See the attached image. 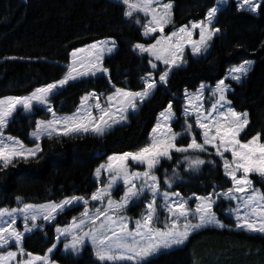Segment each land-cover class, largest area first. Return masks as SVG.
Wrapping results in <instances>:
<instances>
[{
  "label": "snow or ice",
  "instance_id": "obj_1",
  "mask_svg": "<svg viewBox=\"0 0 264 264\" xmlns=\"http://www.w3.org/2000/svg\"><path fill=\"white\" fill-rule=\"evenodd\" d=\"M120 2L125 7L123 15L141 26L145 38L154 40L135 43L133 51L141 57L146 54L152 70H158V64L165 66L159 70V81L149 72L141 78L143 91H129L113 85L115 91L107 96L104 104L95 91L87 93L81 97L80 106L72 115H59L52 99L72 82L94 78L98 74L108 75L109 69L103 66V61L116 44L114 40H99L87 48L72 51L63 78L36 87L28 95L0 98V170L20 161L28 163L37 159L44 151L41 141L45 138L60 141L86 135L104 137L116 126H123L130 114L138 112L140 105L151 97L157 83L166 85L170 73L187 63L186 48H190L193 57H201L209 50L214 37L221 31L215 27L217 14L230 0H216V6L207 11L204 19L174 29L170 34H165L164 29L173 23L171 0ZM236 3L239 10L250 14L264 12V0H236ZM137 14H142L144 20ZM196 30L198 39L193 38ZM157 33H160L158 37ZM252 63L245 60L230 68L228 75L214 88L202 83L193 93L186 89L184 131L181 133L174 132L171 126L176 117L170 102L160 112L145 146L108 156L106 163L95 169L97 188L90 198L72 195L59 202L34 204L17 197V207L0 208V264H53L49 254L61 238L65 241V253L73 255H79L85 244H90L98 264H151L163 252L185 245L193 233L206 228H226L214 211L220 201L229 202L227 211L234 219L236 230L264 236V191L256 188L251 179L255 175L264 181V138L257 133L244 140L242 133L247 135L249 113L238 112L231 106L228 93L232 88L226 83L230 80L242 84ZM206 93L210 107H205ZM36 109L46 111L51 118L35 120V128L30 134L33 146L5 134L18 112L30 118ZM93 109L98 115L93 114ZM190 118L194 119V124ZM185 136L191 137L190 142L186 146L180 145L179 140ZM198 137L202 142H198ZM174 153L180 154L182 159L176 160L170 175L167 168L163 169L166 188L162 189L157 172L163 161L173 160ZM205 153L220 159L223 174L231 187L220 190L213 186L206 195L194 193L189 198L179 191H170L178 180H182L178 171L181 164L189 173H199L205 164L216 166L215 160L202 158ZM226 154H230V158ZM132 165L142 166L143 170H134ZM102 174L106 175V180L101 179ZM121 190L120 198L114 199V191ZM79 206L83 211L73 217L71 223L55 227L56 243L47 249L48 254L34 255L25 250L26 234L44 228L38 221L52 223L59 215ZM130 207L143 208L139 218L133 220L127 215ZM18 218L23 221L22 231L18 230ZM10 245L16 250H8Z\"/></svg>",
  "mask_w": 264,
  "mask_h": 264
},
{
  "label": "trees",
  "instance_id": "obj_2",
  "mask_svg": "<svg viewBox=\"0 0 264 264\" xmlns=\"http://www.w3.org/2000/svg\"><path fill=\"white\" fill-rule=\"evenodd\" d=\"M171 2L173 23L165 29V34L189 20H202L216 0ZM124 11L125 7L114 0H0V60L6 59L0 64V98L28 95L36 87L58 81L66 71L64 65L68 64L73 49L104 38L113 39L117 45L116 51L103 61V66L109 69L108 75L70 83L52 99L54 109L58 114L71 113L80 97L93 91L109 95L115 90L113 85L142 91L141 78L149 72L157 78L162 69L158 65V70H152L147 56L141 57L133 51L135 43L147 41L141 35V26L126 18ZM140 18L144 20L143 16ZM215 27L221 31L209 50L201 57L187 59L184 67L170 73L168 83L157 86L138 112L129 117L128 124L115 127L104 137L86 135L60 141L45 138L41 141L44 151L37 159L28 163L20 161L0 170V208L17 207V197L34 204L72 195L89 198L97 188L92 174L108 156L145 146L156 115L170 102L177 117L172 128L183 126L182 93L186 89L192 92L203 82L215 85L229 67L245 60L253 62L251 70L242 84L229 82L232 91L228 99L236 111L249 113L247 135L242 133L244 140L257 133L264 138V12L250 14L229 2L218 12ZM48 117L41 109H36L30 118L18 112L5 134L30 146L29 133L35 127V120ZM188 142L185 137L179 140L183 146ZM178 158L182 159L174 153L172 161L162 162L157 172L162 189L166 188L163 169L167 168L170 175ZM202 158L215 160L216 166L205 164L199 173H189L181 164L178 171L182 180L170 191H179L187 198L194 193L206 195L213 186L220 190L231 187L221 173L218 160L207 153ZM253 182L264 191V181ZM228 207L227 201H220L214 207L226 228H206L193 233L184 246L160 254L151 264H264V236L236 230L235 222L225 213ZM82 208L66 211L53 224H45L42 231L26 235L25 250L44 255L55 243L57 224H68ZM138 209L130 207L127 213ZM50 258L57 264H98L87 245L79 255H73L63 254L58 244Z\"/></svg>",
  "mask_w": 264,
  "mask_h": 264
},
{
  "label": "rangeland",
  "instance_id": "obj_3",
  "mask_svg": "<svg viewBox=\"0 0 264 264\" xmlns=\"http://www.w3.org/2000/svg\"><path fill=\"white\" fill-rule=\"evenodd\" d=\"M114 1H116L117 2V0H114ZM163 2H168V0H163ZM230 2L234 5V6H236V8L238 9V7H237V3H236V0H230ZM214 6H216V3L212 6V7H214ZM223 7V6H222ZM173 14V13H172ZM140 16H142V14H139ZM173 16V15H172ZM206 17V15L204 16V18ZM203 18V19H204ZM192 22H198V21H193V20H189V22H187L185 25H189L190 26V24L192 23ZM185 25H183V26H185ZM171 26V24H169L168 26H166L165 27V29L166 28H168V27H170ZM179 27H181V26H178L177 28H172V29H170L168 32H166V34H170L171 33V31H173L174 29H178ZM164 29V30H165ZM157 37L160 35V33H157V34H155ZM142 37H144L143 35H142ZM193 38L194 39H198V30H196V32L194 33V36H193ZM144 39L147 41V42H145V43H149V42H154V40L153 39H150V38H145L144 37ZM101 40H113V39H111V38H104V39H101ZM115 44H116V42H115ZM87 46L88 45H85V47H81V48H87ZM109 47H111V44H109ZM80 48V47H79ZM79 48H77V49H79ZM116 49H117V45H116V47L113 49V51H112V53L111 54H113L115 51H116ZM74 50H76V49H74ZM73 50V51H74ZM111 54H106L105 55V58H108V56H110ZM146 55V54H145ZM147 56V55H146ZM185 57H186V59H191V58H195V57H193L192 55H191V50H190V48H186L185 49ZM2 60H0V62H1ZM70 61H71V57H70ZM250 61V60H249ZM70 63V62H69ZM241 64V63H240ZM159 65V67L161 68V69H163L165 66L164 65H162V64H158ZM186 65V64H185ZM184 65V66H185ZM239 65V64H238ZM238 65H234V66H238ZM163 68H162V67ZM234 66H231V67H229L228 68V70L230 69V68H232V67H234ZM99 75H101V74H98V76ZM147 75V74H146ZM145 75V76H146ZM228 75V71L226 72V74H225V76L223 77V78H225L226 76ZM97 76V77H98ZM153 78L158 82L159 81V77H157V78H155L154 76H153ZM222 78V79H223ZM229 82H233V81H230V80H226V83H229ZM52 83V82H51ZM235 83V82H234ZM202 84V83H201ZM200 84V85H201ZM203 84H205V85H207V86H209V87H215V85H216V83H215V85L214 86H210L208 83H206V82H203ZM230 84V83H229ZM157 85H160L159 83H157ZM199 85V86H200ZM199 86L195 89V90H193L192 92H189V93H193V92H195L198 88H199ZM115 91V90H114ZM114 91H112L109 95H111V94H113L114 93ZM90 93V92H89ZM30 94V93H29ZM183 94V96L181 97V101H182V108H181V113H180V118H182L183 120H184V117H183V106H184V93H182ZM98 95L101 97V103L102 104H104V102L106 101V98H107V96L108 95H102V94H99L98 93ZM84 96V95H83ZM82 96V97H83ZM205 96H206V99H205V107H210V101L207 99V97H208V93H206L205 94ZM5 97H8V96H5ZM5 97H3V98H5ZM80 101H81V97H80V99H79V102L77 103V105L75 106V109H74V111L73 112H71V113H64V114H59V115H72L75 111H76V109L80 106ZM90 103H95V101H90ZM46 112V111H45ZM47 113V112H46ZM48 115H49V117L47 118V119H50L51 118V116H50V114L49 113H47ZM93 114L94 115H98V113L96 112V110L95 109H93ZM131 115V114H130ZM175 117H176V115H175ZM176 120H177V117L175 118ZM176 120H174V121H176ZM128 121L129 120H127L126 122H125V124L126 123H128ZM173 121V122H174ZM156 122H157V120H156ZM184 122V121H183ZM190 122H192L193 124H194V119H191L190 118ZM156 124V123H155ZM155 124H154V126H155ZM153 126V127H154ZM116 127H118V126H116ZM152 127V128H153ZM35 128V127H34ZM34 130V129H33ZM32 130V131H33ZM31 131V132H32ZM173 131L174 132H177V133H181V132H183L184 131V129H183V126H182V124L180 125V127L179 128H177L176 127V129H173ZM195 131L198 133L199 132V129H195ZM31 132H30V134H31ZM29 134V135H30ZM151 134V133H150ZM150 136V135H149ZM185 138H187V140L190 142V139H191V137H187V136H185ZM30 140L32 141V144H30V146L29 147H31V146H33L34 145V141H33V139H32V137H31V135H30ZM188 142V143H189ZM198 142H202L200 139H199V137H198ZM210 151H213L214 152V150H210ZM206 154V153H205ZM226 156H228L229 158H230V154H226ZM215 157V156H214ZM217 160H218V163H220V168H221V173H222V175H224L223 174V166H222V162L220 161V159L218 158V157H215ZM107 161V160H106ZM106 161L104 162V163H106ZM104 163H102V164H104ZM131 163V162H130ZM132 167H133V169L134 170H143V167L142 166H138V165H132ZM255 175H253L252 177H251V179L253 180V181H255V180H258V179H260L258 176H255V178L253 179V177H254ZM92 179H94L95 180V182H96V179H95V171H94V173L92 174ZM101 179L102 180H106L107 179V177H106V175H103L102 174V176H101ZM228 180V179H227ZM96 185H97V183H96ZM230 186H231V182H230ZM120 188L122 189V185H120ZM122 195V190L121 191H114V193H113V198L114 199H119L120 198V196ZM189 197H193V195L192 196H189ZM189 197H187V198H189ZM90 198V197H89ZM59 201H61V200H59ZM59 201H56V202H59ZM47 203V202H46ZM93 203H95V202H93ZM158 203H159V201H158ZM191 203H192V206L194 207V199H193V201H191ZM233 206H234V202H233ZM14 208V207H13ZM9 209H11V208H9ZM228 209V208H227ZM227 209H225V213L229 216V214H228V211H227ZM139 216H140V213H141V211H143V208L142 207H139ZM138 210H136V211H134V212H132V213H130L131 214V216L129 215V214H127L129 217H132V216H135V215H137L138 214ZM83 211V208H82V210L80 211V212H82ZM80 214V213H79ZM78 214V215H79ZM139 216L137 217H132L133 218V220L134 219H136V218H139ZM161 216L163 217L164 216V213L163 212H161ZM230 217V216H229ZM232 219V218H231ZM72 220V219H71ZM71 220L69 221V223H71ZM232 221H234V219H232ZM54 222V221H53ZM52 222V223H53ZM38 223H43L44 225L45 224H52V223H47V222H43V221H38ZM68 223V224H69ZM68 224H66V225H68ZM66 225H60L61 227H64V226H66ZM130 227H134V224H130ZM18 230H23V221H22V219H19L18 218ZM34 233V232H33ZM32 233V234H33ZM26 235H30V234H26ZM56 237V232L54 231V238ZM65 241H64V239L63 238H61V241H60V243H58L60 246H61V251H62V253L63 254H68V253H65V251L63 250V243H64ZM55 243H56V241H55ZM58 244H57V246H58ZM89 246L90 248H91V245L90 244H88V243H86L85 244V246ZM184 246V245H183ZM180 247H182V246H180ZM173 249H175V248H173ZM8 250H16L15 249V247H14V245H10L9 246V249ZM55 250V249H54ZM54 250H53V252H54ZM91 250H92V248H91ZM52 252V253H53ZM52 253L51 254H49L50 256L52 255ZM164 253V252H163ZM46 254H48L47 252H46ZM17 259H19V257L17 258ZM53 264H57V263H54L53 262Z\"/></svg>",
  "mask_w": 264,
  "mask_h": 264
}]
</instances>
